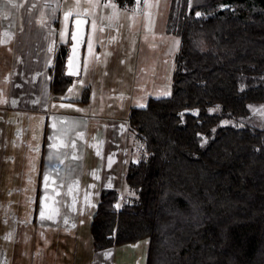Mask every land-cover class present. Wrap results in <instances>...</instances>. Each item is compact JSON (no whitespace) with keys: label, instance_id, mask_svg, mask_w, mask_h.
Listing matches in <instances>:
<instances>
[{"label":"trees","instance_id":"16d2710c","mask_svg":"<svg viewBox=\"0 0 264 264\" xmlns=\"http://www.w3.org/2000/svg\"><path fill=\"white\" fill-rule=\"evenodd\" d=\"M164 31L179 37L170 92L129 109L144 149L124 170L135 195L116 206L119 192L100 189L93 249L147 238L144 264H264V114L246 121L264 102V0H169ZM68 45L48 66L55 96L75 78Z\"/></svg>","mask_w":264,"mask_h":264},{"label":"rangeland","instance_id":"374dc122","mask_svg":"<svg viewBox=\"0 0 264 264\" xmlns=\"http://www.w3.org/2000/svg\"><path fill=\"white\" fill-rule=\"evenodd\" d=\"M168 1L136 0L130 8H122L118 7L114 0H44L43 14L23 16V21L17 23L18 31L13 29L14 16L5 17L6 22L0 24L1 36H6L7 41L14 39L8 42L6 48L13 55L16 53L14 50H24L23 35L29 28L39 24L47 26L46 22L49 23L54 32L48 41L50 65L57 43L67 40L70 42L72 19L82 16L87 20L81 54V72L59 95L68 100L55 99L51 104V111H56L59 106L65 108L64 113L70 112V109L73 111L70 113L75 111L76 119L82 118L83 114L85 119L83 118L81 123L86 127L89 136L94 137V145L99 146L97 154L101 153L98 161L100 167L94 170L88 189L76 194L73 206L67 198L65 204L68 203V206L61 208V215L70 216L69 220L72 221L69 226L71 231L74 229L71 235L78 251L75 264H89L92 260L99 264L145 263L147 238H142L134 244H119L94 251L89 224L101 187H113L119 192L116 206H119L122 198L135 195L124 181V170L127 161L138 159L144 149L143 144L129 129L128 113L131 106L144 105L149 96H161L170 92L173 57L178 49L179 37L164 31ZM69 13V18L65 21L64 17ZM51 22L53 25H50ZM16 42L19 44L14 47ZM2 61L0 58V63ZM0 69V78L4 84L5 74L18 71L10 62L0 65ZM16 77L13 80H16ZM86 86L89 88L87 102L77 101ZM10 104L13 105L11 102ZM263 114L264 102L252 105L250 117L246 121L261 126ZM0 116L3 119L13 118L16 112L4 109L0 110ZM48 118L54 119L53 116ZM52 130V127L47 128L46 142L52 135ZM7 193L0 192L1 202ZM80 195L82 197L79 199ZM12 209L15 216L17 212L22 216L32 213L25 207ZM39 210L43 212L44 218L43 208L40 207L36 211L38 219L21 222L29 224V229L37 232V247L43 250L41 255H38L42 264H53L55 258L63 256L54 255L53 249L57 242L54 236L47 232L48 229H44L45 223L40 221L42 215ZM15 224L18 230H21L20 221L12 222V226ZM30 240L26 242L25 250L29 248ZM56 264L61 262L58 260Z\"/></svg>","mask_w":264,"mask_h":264},{"label":"crops","instance_id":"0c3cea01","mask_svg":"<svg viewBox=\"0 0 264 264\" xmlns=\"http://www.w3.org/2000/svg\"><path fill=\"white\" fill-rule=\"evenodd\" d=\"M1 1L0 24L6 22L5 17L14 16L13 29L16 31L23 16L43 14L44 0ZM46 24L29 28L23 35L24 50H14L13 55L6 48L14 39L7 41V37L0 34V58L3 60L0 65L10 62L14 69L18 68L17 72L5 74V84L0 78V110L16 112L13 118L0 116V192H8L0 201V264H42L38 255L43 250L37 247V232L25 223L38 219L36 211L40 207L44 218L39 210L42 215L39 220L45 223L44 229H48L57 242L54 255L63 256L55 258L53 264L58 260L61 264H75L78 251L71 235L74 229L71 231L69 226L72 224L70 216L61 215V208L68 206L65 204L67 198L71 200V206L74 205L76 194L88 189L94 170L100 167L99 146L94 145V137L89 136L81 123L84 115L81 120L76 119L75 111L70 113L73 112L70 109L64 113L65 108L61 106L51 111L55 99H68L55 96L50 90L48 41L54 32L49 23ZM18 44L16 42L14 47ZM15 76L16 80H13ZM49 127L53 130L46 142ZM15 207H25L32 213L22 216L17 212L15 216L12 209ZM16 220L20 221L21 230L17 224L12 226ZM27 239L32 241L25 250ZM89 264L99 263L92 260Z\"/></svg>","mask_w":264,"mask_h":264},{"label":"water","instance_id":"95a60500","mask_svg":"<svg viewBox=\"0 0 264 264\" xmlns=\"http://www.w3.org/2000/svg\"><path fill=\"white\" fill-rule=\"evenodd\" d=\"M76 21H81L77 24ZM87 20L77 16L72 19L70 29V42L65 61V73L71 77H77L80 73L82 46L85 41Z\"/></svg>","mask_w":264,"mask_h":264},{"label":"snow or ice","instance_id":"6c2138e0","mask_svg":"<svg viewBox=\"0 0 264 264\" xmlns=\"http://www.w3.org/2000/svg\"><path fill=\"white\" fill-rule=\"evenodd\" d=\"M69 15H70V13L65 15V17H64V18H65V21H67V20H68V18H69ZM76 23H77V24H79V23H81V21H76ZM93 27H94V26H93Z\"/></svg>","mask_w":264,"mask_h":264}]
</instances>
